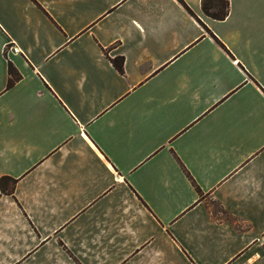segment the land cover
<instances>
[{"label":"crops","instance_id":"0c3cea01","mask_svg":"<svg viewBox=\"0 0 264 264\" xmlns=\"http://www.w3.org/2000/svg\"><path fill=\"white\" fill-rule=\"evenodd\" d=\"M183 1L0 0V264H264V0Z\"/></svg>","mask_w":264,"mask_h":264},{"label":"trees","instance_id":"16d2710c","mask_svg":"<svg viewBox=\"0 0 264 264\" xmlns=\"http://www.w3.org/2000/svg\"><path fill=\"white\" fill-rule=\"evenodd\" d=\"M180 3L183 4L188 11L194 15L192 10L185 4L183 0H178ZM200 7L201 11L204 15L217 19L222 20L224 19L229 11V0H200ZM198 19V18H197ZM199 20V19H198ZM114 67L120 72L123 73V56L118 55L113 58H110ZM20 73L12 66L11 63L8 64V80H7V88L11 87L16 80L20 78ZM6 177L0 178V185L2 190L5 189L3 182L6 181ZM13 188V187H12Z\"/></svg>","mask_w":264,"mask_h":264},{"label":"built area","instance_id":"2783aa9c","mask_svg":"<svg viewBox=\"0 0 264 264\" xmlns=\"http://www.w3.org/2000/svg\"><path fill=\"white\" fill-rule=\"evenodd\" d=\"M9 49H14V50H16V48H14V47H9Z\"/></svg>","mask_w":264,"mask_h":264}]
</instances>
